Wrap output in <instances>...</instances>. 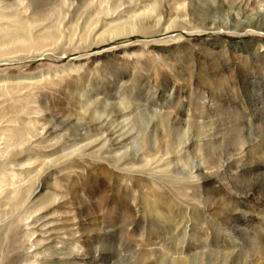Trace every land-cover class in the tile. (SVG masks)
Instances as JSON below:
<instances>
[{
    "label": "rangeland",
    "instance_id": "obj_1",
    "mask_svg": "<svg viewBox=\"0 0 264 264\" xmlns=\"http://www.w3.org/2000/svg\"><path fill=\"white\" fill-rule=\"evenodd\" d=\"M0 236V264H264V0H0Z\"/></svg>",
    "mask_w": 264,
    "mask_h": 264
},
{
    "label": "bare ground",
    "instance_id": "obj_2",
    "mask_svg": "<svg viewBox=\"0 0 264 264\" xmlns=\"http://www.w3.org/2000/svg\"><path fill=\"white\" fill-rule=\"evenodd\" d=\"M263 28V27H262ZM26 37L24 36V39H25ZM32 234H34V233H32ZM2 239H1V236H0V241H1ZM31 240V239H30ZM1 243V242H0ZM30 259V258H29ZM1 261H2V263L3 264H8V262H7V260H5V258H4V256L2 255V259H1ZM28 264H32V263H28Z\"/></svg>",
    "mask_w": 264,
    "mask_h": 264
}]
</instances>
